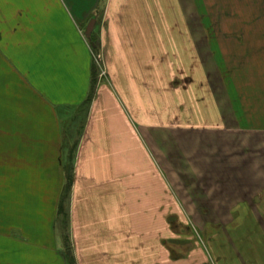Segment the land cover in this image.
<instances>
[{
    "label": "crops",
    "instance_id": "obj_1",
    "mask_svg": "<svg viewBox=\"0 0 264 264\" xmlns=\"http://www.w3.org/2000/svg\"><path fill=\"white\" fill-rule=\"evenodd\" d=\"M16 1L0 0V241H15L18 264H69L58 205L72 164L63 208L73 262L165 264L159 241L165 229L164 170L135 133L148 139L145 102L152 94L145 88L149 94L138 92L133 100L126 95L132 82L148 87L142 74L133 75L142 67L138 62L149 60L150 35L170 38L174 52L212 53L211 31L196 25L197 1L72 0L65 4L72 8L64 9L54 0L53 10L30 0L24 5L34 18L18 15ZM98 6L104 28L94 34L100 36L108 78L70 146L62 115L81 107L91 90L93 57L81 28ZM150 6L167 30H150ZM54 13L63 22L53 21Z\"/></svg>",
    "mask_w": 264,
    "mask_h": 264
},
{
    "label": "rangeland",
    "instance_id": "obj_2",
    "mask_svg": "<svg viewBox=\"0 0 264 264\" xmlns=\"http://www.w3.org/2000/svg\"><path fill=\"white\" fill-rule=\"evenodd\" d=\"M18 1L12 5L18 15L34 18L24 5L32 2ZM69 1L58 0L64 9L72 8L65 5ZM196 1V25L211 31L212 53L174 52L170 38L150 35L149 60L138 62L142 67L133 75L142 74L148 87L132 82L127 88L130 100L138 98V92L149 94L145 88L152 94L145 102L148 139L137 129L135 133L164 170L165 229L160 248L165 250V264H264V0L255 5L252 0ZM39 2L56 10L54 0ZM150 8V30H167L160 13ZM53 15V21L63 22L62 14ZM94 15L93 30L99 31L104 28L100 6ZM92 18H85L82 35ZM45 21L47 26L52 23L51 18ZM200 41L205 44L206 39ZM89 43L98 46L91 48L96 71L93 99L108 74L100 36L93 31ZM139 48L140 41L134 47L137 58ZM81 108L62 115L64 142L70 146L86 123L89 107L86 112ZM68 224L60 216L59 236L74 259ZM14 243L0 241V264H18Z\"/></svg>",
    "mask_w": 264,
    "mask_h": 264
},
{
    "label": "trees",
    "instance_id": "obj_3",
    "mask_svg": "<svg viewBox=\"0 0 264 264\" xmlns=\"http://www.w3.org/2000/svg\"><path fill=\"white\" fill-rule=\"evenodd\" d=\"M90 37L88 38V41H90ZM90 45H91L92 50H96L97 47H98L95 44H93V45L90 44ZM95 73H96V71H95V67L93 65L92 75H91V84H92L91 85V90H90V93H89L87 99L81 105V107H82L81 109H84L85 112L88 110V107H89V105L91 103V100H92L91 99L92 98V94H93L92 90H93L94 83L96 82V74ZM71 173H72V167H71V169H69V173H68V175L66 177V188H65V191H64V195H63V197L60 200L59 205H58V215L61 216L63 219L66 217V214H65L64 208H63V203H64L65 199L67 198V196L69 194V191L71 189V186H72V174ZM63 222H64V220H63ZM65 248H66L65 254L68 257L67 259L69 261L68 263L69 264H74L73 259L71 258L70 253H69V249H70L69 245L68 244L65 245Z\"/></svg>",
    "mask_w": 264,
    "mask_h": 264
},
{
    "label": "water",
    "instance_id": "obj_4",
    "mask_svg": "<svg viewBox=\"0 0 264 264\" xmlns=\"http://www.w3.org/2000/svg\"><path fill=\"white\" fill-rule=\"evenodd\" d=\"M94 26H95V20L92 19L90 21V23L88 24V26L86 27V30H85V36L87 38L90 37V35H91V33H92L93 29H94Z\"/></svg>",
    "mask_w": 264,
    "mask_h": 264
}]
</instances>
